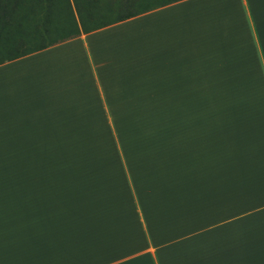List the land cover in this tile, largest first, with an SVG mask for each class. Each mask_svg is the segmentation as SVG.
Instances as JSON below:
<instances>
[{"label": "crops", "instance_id": "obj_1", "mask_svg": "<svg viewBox=\"0 0 264 264\" xmlns=\"http://www.w3.org/2000/svg\"><path fill=\"white\" fill-rule=\"evenodd\" d=\"M0 264H264V0L0 63Z\"/></svg>", "mask_w": 264, "mask_h": 264}, {"label": "trees", "instance_id": "obj_2", "mask_svg": "<svg viewBox=\"0 0 264 264\" xmlns=\"http://www.w3.org/2000/svg\"><path fill=\"white\" fill-rule=\"evenodd\" d=\"M176 0H0V63Z\"/></svg>", "mask_w": 264, "mask_h": 264}, {"label": "rangeland", "instance_id": "obj_3", "mask_svg": "<svg viewBox=\"0 0 264 264\" xmlns=\"http://www.w3.org/2000/svg\"><path fill=\"white\" fill-rule=\"evenodd\" d=\"M123 134L122 130H116V137H121ZM119 149H122V146L116 145L115 147L113 145H103V146H67L68 153H82V154H89L92 151L97 152H107L109 151H119ZM74 161H68V167L71 164H75Z\"/></svg>", "mask_w": 264, "mask_h": 264}]
</instances>
